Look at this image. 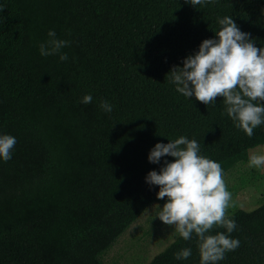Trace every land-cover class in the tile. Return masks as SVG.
<instances>
[{"label":"trees","instance_id":"1","mask_svg":"<svg viewBox=\"0 0 264 264\" xmlns=\"http://www.w3.org/2000/svg\"><path fill=\"white\" fill-rule=\"evenodd\" d=\"M0 0V133L16 137L0 161V264H105V253L158 200L147 173L157 142L195 138L223 178L264 145L224 111L169 82L173 66L232 16L264 46V0ZM49 29L68 59L41 56ZM91 93L89 104L80 103ZM112 104L111 112L100 101ZM174 160V157H167ZM240 246L219 264H264V204L229 215ZM225 231L214 226L210 232ZM190 247L184 261L174 253ZM195 234L178 236L149 264H199Z\"/></svg>","mask_w":264,"mask_h":264},{"label":"clouds","instance_id":"2","mask_svg":"<svg viewBox=\"0 0 264 264\" xmlns=\"http://www.w3.org/2000/svg\"><path fill=\"white\" fill-rule=\"evenodd\" d=\"M185 2L199 8L208 0ZM217 21L220 27L215 35L204 39L198 51L183 58L182 66H173L169 82L184 97H195L206 105L215 104L217 96L223 97L224 111L234 126L251 137L256 128L264 125V46L257 47L255 39L242 31L232 16L218 17ZM70 43L59 38L55 29H49L47 39L39 43V53L66 61L68 54L62 49ZM92 100V94L87 93L80 103ZM99 106L106 113L113 107L107 100H101ZM16 143L14 135L0 133V161L12 159ZM169 156L175 159L168 160ZM148 160L161 166L149 171L145 181L149 186H159L158 200L167 198L162 207L157 204L154 217L174 226L186 241L195 234L199 264H219L227 252L240 246L239 238L231 235L237 223L226 216L232 193L223 179L221 163L203 155L195 138L181 135L167 143L157 142ZM248 166L264 168V154H250ZM214 226L225 231L212 234ZM191 255L190 247L174 253L178 261Z\"/></svg>","mask_w":264,"mask_h":264},{"label":"rangeland","instance_id":"3","mask_svg":"<svg viewBox=\"0 0 264 264\" xmlns=\"http://www.w3.org/2000/svg\"><path fill=\"white\" fill-rule=\"evenodd\" d=\"M250 154H264V145L250 150ZM223 179L232 193L226 215L239 209L253 211L264 204V168L242 162ZM158 207L156 203L151 205L105 253V264H149L180 236L174 226L154 217Z\"/></svg>","mask_w":264,"mask_h":264}]
</instances>
